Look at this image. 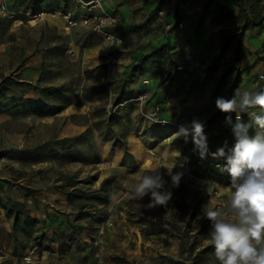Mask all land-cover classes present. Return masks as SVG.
I'll return each mask as SVG.
<instances>
[{"label":"rangeland","instance_id":"rangeland-1","mask_svg":"<svg viewBox=\"0 0 264 264\" xmlns=\"http://www.w3.org/2000/svg\"><path fill=\"white\" fill-rule=\"evenodd\" d=\"M32 1L11 0L10 8L19 12L13 17L0 15V82L7 79L0 91V196L23 202L30 215L42 221L39 225L46 236L53 237L59 232L66 234L69 224L86 225L75 219V203L68 202L61 188L67 177L73 175L79 187L89 190L110 179V194L101 223L96 229L89 228L92 240L84 230L78 233L89 244L72 247L61 259L53 240L30 244L13 256L4 236L10 230L11 219L0 206V264L6 259L11 260L6 264H78L83 257L95 264H219L213 247L206 243L210 222L197 221L196 217L203 216L202 209L226 206L231 177L218 172L223 179L220 182L209 175H195L192 169L199 164L189 153L191 136L187 142L172 136L181 126L190 128L193 120H211L207 130L210 136L227 124V114L215 106L217 97L228 98L230 76L221 80L226 54L212 61L202 78L189 77L186 70L178 73L179 85L159 77L164 95L173 97L166 102L171 118L176 116L174 123L162 126L147 118L152 111L144 101L147 95L143 100L136 96L120 106L113 98L130 63L150 46L169 40L173 20L167 17L175 0H165L158 9L156 0H143L142 6H138L141 0H130L125 8L127 16L122 10L125 20L119 27L123 43L114 50L115 62L104 54L102 37L90 29L65 30L59 17L47 16L35 24L28 21L25 11L61 9L63 0H45L35 10L30 6ZM244 1L264 8V0ZM193 2L202 6L204 0ZM232 8L238 15L239 7L232 4ZM160 9L162 16L158 14ZM167 22L170 27H166ZM209 24L217 27L214 33L220 45L219 31L227 23ZM262 25L244 35L247 50L239 64L241 81L236 90L255 91L254 80L264 74V22ZM70 48L73 53L68 52ZM126 56H130L127 64ZM146 65L150 72L138 74L134 86L141 87L142 77H153L152 72H164L166 67L161 62ZM192 82L193 86L187 88ZM101 86L104 88L100 92L89 89ZM55 87L60 91L49 95L47 88ZM85 92L92 93L91 100L83 98ZM21 95L40 97L45 103L64 108L55 114L38 115L16 106L15 100ZM154 106L159 114L161 105ZM106 122L120 133L116 144L102 137ZM62 139L67 140L62 143ZM20 149L34 151L37 160H19L16 151ZM164 153L168 154L166 161L162 159ZM172 163L177 165L173 172L184 173L179 187L171 189L172 199L167 206L145 209L149 196L141 201L132 198L138 175ZM160 172L168 182L166 187L170 186L167 170L161 168ZM211 181L224 188L213 186ZM27 189L33 191L35 200L23 195Z\"/></svg>","mask_w":264,"mask_h":264},{"label":"trees","instance_id":"trees-1","mask_svg":"<svg viewBox=\"0 0 264 264\" xmlns=\"http://www.w3.org/2000/svg\"><path fill=\"white\" fill-rule=\"evenodd\" d=\"M186 1L187 0H175V4H173V6L169 9L168 13L170 14L168 15L172 17L171 20L174 18L170 31L176 24H178V20H180L181 8L179 5L185 3ZM232 1L235 6L239 7L238 15H235L232 7L223 4L219 0H204L198 19L199 23L203 21H209L217 25L227 23L226 27L221 28L219 31V53L214 56L213 63L226 54L224 68L221 73V80L224 81L226 76H230L229 85L227 87L228 98L233 96L234 91L241 81V69L239 64L245 51L247 50L244 45L245 31L263 26L262 24L264 22V8L262 6L260 8H256L254 4L248 3L244 0ZM44 2L45 0H33L30 6L35 10L38 9L37 5L43 4ZM164 2L165 0H156L155 9L160 8ZM121 23L118 25L117 30L122 35L123 32L119 27ZM147 62H151L152 64L161 62L166 66L164 72H152L154 78L161 77L175 82L176 85L180 84L178 73L182 72V69L175 68L173 57L170 52L169 40L168 38H165L159 45L150 46L149 50L143 51L133 62L130 63L124 74V79L122 80L120 87L117 88V93L113 98V101L118 103L119 106L130 102L131 99L137 96L138 91L135 90L132 85L135 83V78L138 74L150 72V67L146 65ZM6 81L7 79L4 78L0 82V91L1 88L6 85ZM194 82L196 83L198 80L195 79ZM191 86H193V82L187 88ZM103 88L104 87L101 86L90 87L89 89H96L93 92L96 93L100 92ZM47 89L49 91V95H54L60 91L58 90L59 88L56 87ZM255 91H264V80L259 82ZM91 95L92 93L87 92L82 94L85 100H91ZM15 101L18 102L16 106H22L24 110L28 109V111L38 115L55 114L62 111L64 108L63 105L55 106L50 103H45L42 99H40V97L35 96L24 97L21 95ZM71 103L72 102H68L67 105ZM231 115L233 122H235V114L232 113ZM210 121L211 120L204 122V131H207L210 128ZM105 127L107 130L102 133V137L105 140H110L112 144H116L115 141L118 139V135L120 133L115 132V130L111 127L110 122H106ZM87 129L88 127L86 130ZM65 140L67 139H62V143H64ZM210 144L215 149L224 147L225 152L229 151L235 144V136L233 134L232 126L226 124L219 132L215 133V135H211ZM16 152V155L19 154L17 156L19 160H22V158L37 160L34 151H32V153L30 150L20 149ZM192 172L200 177L209 175L217 181H223L217 171L209 169L205 164L197 165L195 169H192ZM110 184L111 180L107 179L101 181L97 188L91 190L82 189L77 185L73 175L67 177L61 188L66 194L68 202L72 204L75 203V219L78 221L83 220L86 225L81 226L80 224H69V227L65 229L67 232L66 234L64 232H59L55 233L53 237L46 236L44 229L39 225V222L42 221H39L36 217L31 216L29 210L25 208V204L23 202L12 200L9 196H5V199L0 196V206L5 211V214L11 219L10 230L5 232L4 236L6 238V243L12 249V255L18 256L19 251L25 250L30 244L39 245L43 241L53 240L57 243L59 258L61 259L71 250L72 247L78 248L81 245H88L89 243L87 241H82V237L80 234L78 235V233L81 230H84L86 236L91 237L92 240L93 237L89 232V228L95 226L94 228L96 229L106 214L105 206L110 194ZM32 193V190L27 189L23 195L26 197L30 196L32 200H35ZM10 262L11 260H4L5 264ZM78 264L95 263L88 262L87 258L83 257L78 261Z\"/></svg>","mask_w":264,"mask_h":264},{"label":"clouds","instance_id":"clouds-1","mask_svg":"<svg viewBox=\"0 0 264 264\" xmlns=\"http://www.w3.org/2000/svg\"><path fill=\"white\" fill-rule=\"evenodd\" d=\"M260 79L264 80V75ZM215 106L227 114L225 122L232 126L235 136V144L228 154L224 147L210 151L204 123L200 120H193L190 128L181 126L172 136L174 139L183 137L185 142L191 136L193 150L201 160L209 156L214 160L225 158V164L217 167L231 177L226 206L202 209L203 216L198 215L196 220L210 222L206 243L213 247L219 264H264V91L237 89L232 98L217 97ZM254 108H259V113L249 112ZM232 113H235V122ZM242 113L249 115V123L242 121ZM254 126L258 131L250 136L249 129ZM167 158V153L162 154V159ZM176 166V163L164 164L138 175L132 198L141 201L149 196L150 202L143 205L145 209L167 206L173 195L171 189L179 187L184 175L173 172ZM161 168L166 169L171 178L168 187ZM217 187L224 188L218 184Z\"/></svg>","mask_w":264,"mask_h":264},{"label":"built area","instance_id":"built-area-1","mask_svg":"<svg viewBox=\"0 0 264 264\" xmlns=\"http://www.w3.org/2000/svg\"><path fill=\"white\" fill-rule=\"evenodd\" d=\"M11 0H0V15L13 17L19 11L12 9L9 6ZM65 3L70 4L73 8H55V9H46L40 10L35 13H30V11H25V14L29 16V22L34 20L35 23L44 20L47 16L52 18L59 17L63 20L64 29L69 30L73 27H85L90 29L93 33L102 37L105 42V51L104 54L107 56L108 60L115 62L117 59V54L114 52L118 46L123 43V36L116 30L118 25L122 22V17L117 8L110 7V4L113 0H63ZM159 15H163V9L158 11ZM34 23V24H35ZM182 23L178 22L177 26H181ZM166 27H170V23L167 22ZM69 53H73V49L68 50ZM209 63L207 60L197 56L191 50H186L182 54V57L179 61L175 62V67L177 69L186 70L190 73L189 77H199L202 78L207 69ZM264 75L260 73L258 77L254 80L253 86L256 88L261 81L260 76ZM145 93H140L136 99L143 100ZM158 107L154 106L150 114L147 115V118L159 125H166L170 122L174 123L176 116L174 115L171 119H166L160 117L157 113ZM205 135L208 138V145L211 152H215V149L210 144V134L207 131H204ZM194 144L191 143L189 147V153L196 156V161L198 164H205L209 169L215 170L222 174H228L227 172H222L217 165H224L226 160L225 158L212 159L211 156L206 160H201L198 155L194 152ZM229 151L226 152L228 154ZM229 175V174H228ZM226 199L225 203L227 204ZM219 207V206H218ZM220 208V207H219Z\"/></svg>","mask_w":264,"mask_h":264},{"label":"crops","instance_id":"crops-1","mask_svg":"<svg viewBox=\"0 0 264 264\" xmlns=\"http://www.w3.org/2000/svg\"><path fill=\"white\" fill-rule=\"evenodd\" d=\"M142 1L143 0H141V3L139 2L140 5L138 4V6H142L143 4ZM219 1L229 7H232L233 4L232 0H219ZM129 2L130 0H113L108 5L110 7L117 8L118 12H120L122 15L123 13L126 15L127 12L125 8L129 6ZM136 2L138 1L136 0ZM61 8H73V7L68 3H63V6ZM201 10H202V6L200 4L194 3L193 0H189L187 4L181 7L180 10L181 17L180 20H178V22H181L182 25L177 26L176 24L174 28L171 30L169 35L170 52L172 57L175 59V62L181 59L182 54L186 50H191L197 56L207 60L209 64L213 61L214 56L217 55L219 51V40L218 37H216V34L214 33L217 30V27L211 26L207 21H203L199 23L198 19ZM167 19L171 20L172 17L168 16ZM124 20L125 19L123 15L122 22H124ZM247 32H249V29L246 30L245 35L248 34ZM124 59H125L124 63L127 64V62H129L130 60V56L128 57L126 56ZM126 67L127 66H124V68ZM147 76L148 75L146 74L144 78L142 77V79H140L139 85L141 87L133 85V88L135 87L137 88L135 89L138 91L137 96L140 93H145V96L147 95L146 99H144V101H146V107L152 109L154 104L159 103L161 105L159 116L166 119H170L172 113H170L171 112L170 108L167 107L166 102L168 101V99L171 98L173 99V97H168L164 95V91H165L164 83L160 82L159 77L147 78ZM249 112L259 113V108H254L252 110H249ZM242 114H245L242 116V121L244 123H249L250 122L249 115L247 113H242ZM257 131L258 129L254 126L251 129H249V135L255 136Z\"/></svg>","mask_w":264,"mask_h":264},{"label":"bare ground","instance_id":"bare-ground-1","mask_svg":"<svg viewBox=\"0 0 264 264\" xmlns=\"http://www.w3.org/2000/svg\"><path fill=\"white\" fill-rule=\"evenodd\" d=\"M31 23L34 24L35 21H34V20H31ZM104 163H105V162H104ZM106 165H107V164H106ZM211 184H212L213 186H217V184L219 185V183H218L217 181H211Z\"/></svg>","mask_w":264,"mask_h":264}]
</instances>
